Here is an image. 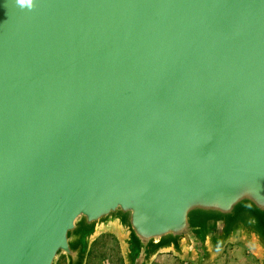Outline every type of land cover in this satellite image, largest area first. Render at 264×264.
I'll return each mask as SVG.
<instances>
[{"label": "water", "instance_id": "water-1", "mask_svg": "<svg viewBox=\"0 0 264 264\" xmlns=\"http://www.w3.org/2000/svg\"><path fill=\"white\" fill-rule=\"evenodd\" d=\"M264 264V0H0V264Z\"/></svg>", "mask_w": 264, "mask_h": 264}, {"label": "rangeland", "instance_id": "rangeland-1", "mask_svg": "<svg viewBox=\"0 0 264 264\" xmlns=\"http://www.w3.org/2000/svg\"><path fill=\"white\" fill-rule=\"evenodd\" d=\"M59 264H65L63 260ZM86 264H123L118 243L111 235H101L91 246ZM153 264H186L170 254H162ZM211 264H259L258 261L239 244L230 245Z\"/></svg>", "mask_w": 264, "mask_h": 264}]
</instances>
